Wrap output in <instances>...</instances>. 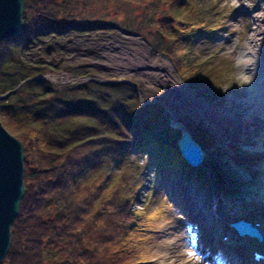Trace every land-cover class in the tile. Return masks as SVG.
<instances>
[{"label":"rangeland","instance_id":"obj_1","mask_svg":"<svg viewBox=\"0 0 264 264\" xmlns=\"http://www.w3.org/2000/svg\"><path fill=\"white\" fill-rule=\"evenodd\" d=\"M71 1L77 27L66 29L63 35L45 36L32 43L20 51L22 58L48 66L43 75L56 87L85 83L89 79L102 83L124 82L136 102L131 120L142 124L147 120V112L157 116L147 123L152 124L154 133L165 134L166 142L172 147L180 135V125L175 122L188 128L203 148L205 157L201 165L191 167L181 163L176 168L160 165L161 159L156 157L163 152L160 146L151 145L149 150L145 146L146 149L120 155L122 159L111 157L114 162L103 172V196L109 200L125 198L135 211L136 234L139 237V227L145 232L134 241L142 258L139 264H179V258L187 257L186 249L196 253L195 256L202 260L201 264H208L211 252L201 247V224L189 209L181 205L182 193L173 186H180L181 179H184L182 186L186 189L194 179L204 190L210 189L209 185L223 188L227 182L232 183L233 190H239L233 184V178L226 175L224 164L229 163L233 167L235 161L229 152L240 154L248 151L250 145L243 142L228 145L208 118H200L186 106L183 95L192 100L199 99L214 111L221 106L228 108L230 101L245 103L252 99L246 88L248 79L240 65L241 60L247 57L248 49L243 56L233 42L243 40L248 30L247 21H252L259 12L258 7L264 8V3L261 0H184L198 6L196 10L200 16L197 18L204 22L200 27L190 28L188 24L183 32L187 40L200 43L192 47L187 42L190 48L182 53L181 62H184L185 69L191 68L186 72L194 74L199 70L195 74L197 78L189 80L172 58L151 42L155 39L156 26L148 20L169 16L170 0H160L157 4L155 0ZM83 15L90 16L91 20L82 24L78 19ZM170 22L166 19L167 24ZM125 25L135 30H127L129 28ZM148 29L152 33L151 41L145 37ZM261 30L263 33L264 28ZM181 38L180 33L179 41L183 42ZM173 44L180 43L175 39ZM201 44L204 49H201ZM178 59L177 54L175 61ZM246 68L251 66L248 64ZM257 76L264 78V69ZM102 90L114 99L112 91L108 88ZM162 157L164 160L165 155ZM258 163L263 169L264 160ZM250 196L255 195L250 193ZM252 207L259 206L254 204ZM228 222H225L227 227ZM208 248L211 251V246ZM52 251V248L45 247L46 259L50 258ZM215 255L220 256L218 253Z\"/></svg>","mask_w":264,"mask_h":264},{"label":"trees","instance_id":"obj_2","mask_svg":"<svg viewBox=\"0 0 264 264\" xmlns=\"http://www.w3.org/2000/svg\"><path fill=\"white\" fill-rule=\"evenodd\" d=\"M169 3L171 12L158 18L159 25L158 19L148 20L156 26L155 39L150 40L149 29L145 37L164 50L186 78H197L199 70L186 72L191 68L185 69L181 60L184 51L200 44L183 35L186 25H202L198 6L184 0ZM72 6L71 0H24L19 32L0 41V122L21 140L24 153V194L0 264L142 263L134 241L145 232L139 227L137 236L135 211L125 198L105 199L103 172L114 162L111 157L122 159L120 155L157 144L163 151L156 156L160 165L187 164L177 145L162 142L147 123L157 116L147 112L142 124L131 120L136 102L124 82L89 79L56 87L45 77H33L49 67L25 60L20 51L45 36L77 27ZM166 19L172 22L167 24ZM78 20L84 24L91 17ZM175 39L179 45H172ZM177 54L180 60L175 61ZM103 88L112 91L114 99ZM45 247L53 250L48 259Z\"/></svg>","mask_w":264,"mask_h":264},{"label":"bare ground","instance_id":"obj_3","mask_svg":"<svg viewBox=\"0 0 264 264\" xmlns=\"http://www.w3.org/2000/svg\"><path fill=\"white\" fill-rule=\"evenodd\" d=\"M261 1L264 3V0ZM258 9L259 12L255 14L252 21H247L248 30L243 40L233 42L243 56H245V49H248L247 57L241 60L240 65L244 70L243 75L248 79L246 88L253 100L245 103L230 101L228 108L221 106L214 111L209 110L199 102V99L192 100L181 94L186 106L200 118H208L216 127L219 137H223L228 145H234L235 142L250 145L246 152L240 154L229 152L232 160L235 161L233 167L228 165L229 163H223L226 175L233 178V184L239 190L235 188L233 190L231 182L225 183L223 188L209 185L210 189L204 190L203 186H199L194 179L186 189L182 186L185 184L184 179H181L180 186H173L182 193L181 205L189 209L201 224V247L211 252V255H208V264H264V258L254 261L249 255L254 250L252 246H260V244H256L257 241H255L253 245H250L253 239L249 240L245 236L236 235L230 227L228 230L225 223L242 217L251 219L253 222L258 221L264 228V167L261 169L258 163L264 160V78L257 76L264 69V32L262 33L261 30L264 28V8L258 7ZM252 24L254 26L251 27ZM248 64L251 68H246ZM186 97L189 95L186 94ZM181 126L187 128L184 124ZM250 193L258 197H252ZM254 204L259 207L253 208ZM218 215L220 219L217 218ZM219 231L221 234L227 232V237L220 238L217 234ZM262 234L264 237V230ZM210 246L211 251L208 248ZM185 252L187 257L183 255L179 258V264H201L202 260L197 259L188 249ZM216 253L220 256H216Z\"/></svg>","mask_w":264,"mask_h":264},{"label":"water","instance_id":"obj_4","mask_svg":"<svg viewBox=\"0 0 264 264\" xmlns=\"http://www.w3.org/2000/svg\"><path fill=\"white\" fill-rule=\"evenodd\" d=\"M24 0H0V41L15 36L22 24ZM33 77H44L43 74ZM180 125V135L176 145L187 165L197 167L204 160L201 144L187 128ZM162 142L165 134L156 132ZM24 153L23 143L11 134L0 122V261L5 256L11 243V224L18 213L19 202L24 194ZM220 219V216H217ZM228 227L238 236H245L256 244L264 240L262 228L257 221L242 217L229 220ZM227 227V228H228ZM229 230V228H228ZM227 232L220 234V238ZM264 244V243H263ZM263 247V246H262Z\"/></svg>","mask_w":264,"mask_h":264},{"label":"snow or ice","instance_id":"obj_5","mask_svg":"<svg viewBox=\"0 0 264 264\" xmlns=\"http://www.w3.org/2000/svg\"><path fill=\"white\" fill-rule=\"evenodd\" d=\"M192 255H194V256H195V255H196V253H192ZM197 259H200V257H197Z\"/></svg>","mask_w":264,"mask_h":264}]
</instances>
